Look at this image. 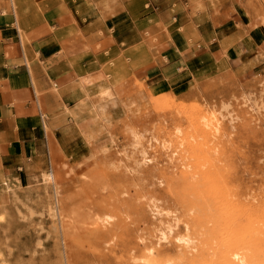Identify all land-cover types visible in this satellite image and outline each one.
<instances>
[{
    "label": "rangeland",
    "instance_id": "1",
    "mask_svg": "<svg viewBox=\"0 0 264 264\" xmlns=\"http://www.w3.org/2000/svg\"><path fill=\"white\" fill-rule=\"evenodd\" d=\"M76 1L91 7L93 18L113 16L121 4ZM177 2H189L196 14L208 13L216 31L232 11L237 23L216 38H198L208 46L200 51L207 58L194 72L187 67L185 79L168 98L155 97L132 78L129 71L137 57L131 53L119 63H93L97 72L80 81L89 119L71 132L66 146L53 141L51 165L47 154L21 175L4 174L0 164V212L5 214L0 251L6 264H145L141 260L147 249L153 258L172 264H224L226 251L239 249L255 254L256 264L264 262V252L249 242L251 227L264 229V212L246 216L218 207L210 214L178 213L190 224L199 251L181 258L172 240L155 244L152 200L161 205L212 204L221 198L214 184L224 177L231 180V189L241 186L251 195L264 194V43L254 45L250 38L255 29L264 36V0ZM8 5L18 22L22 14L35 13H21L17 0ZM228 33H234L232 40ZM188 40L193 45L192 37ZM146 41L158 44L155 38ZM142 50L139 46L133 54ZM100 65L105 66L102 71ZM212 116L219 120L218 132H201V118ZM143 153L148 163H143ZM180 171L199 173L202 187L193 191L171 183L170 176ZM102 213L114 216V232L96 247L88 229L90 220ZM105 231L98 236L107 235Z\"/></svg>",
    "mask_w": 264,
    "mask_h": 264
},
{
    "label": "crops",
    "instance_id": "2",
    "mask_svg": "<svg viewBox=\"0 0 264 264\" xmlns=\"http://www.w3.org/2000/svg\"><path fill=\"white\" fill-rule=\"evenodd\" d=\"M177 1L121 0L115 15L93 18L91 7L81 1L17 0L21 13L35 12L22 14L18 22L13 5L0 0L3 173H27L47 153L51 160L53 141L66 146L71 132L89 119L86 90L80 81L95 71L93 63L108 59L119 63L131 53L137 57L129 71L132 78L153 90L155 97L168 98L185 79L187 67L194 72L207 58L200 51L208 46L198 38H216L237 23L236 11H232L220 20L222 30L216 31L208 13L196 14L189 2ZM62 9L67 12L60 13ZM196 21L202 24L196 26ZM22 33L29 42L23 41ZM147 38H155L157 46ZM233 38L234 33L227 34V40ZM250 38L254 45L264 43L261 29L252 31ZM139 46L143 50L136 56L133 53ZM145 51L150 60L137 66L145 59Z\"/></svg>",
    "mask_w": 264,
    "mask_h": 264
},
{
    "label": "bare ground",
    "instance_id": "3",
    "mask_svg": "<svg viewBox=\"0 0 264 264\" xmlns=\"http://www.w3.org/2000/svg\"><path fill=\"white\" fill-rule=\"evenodd\" d=\"M145 59L140 62L137 66H141L147 63L150 58L149 52L145 51ZM148 57V58H147ZM219 120L215 117H202L201 127H197L201 132L204 129L212 131L216 134L218 132ZM144 157V153H143ZM143 163H148L145 157L143 158ZM158 164V163H157ZM199 173L197 172H187L180 171L178 176H170L169 181L171 183H181L186 188L198 191L202 187V183L197 179ZM105 181H112L110 177L105 176ZM229 182L231 180L229 177H224L217 181L214 185L217 191H221V198L208 204L207 201H202V203L197 206L191 205L189 202L185 205L169 204L161 205L160 200H152L151 211L152 214L156 216L157 225L155 226V244L156 246H163L172 240L177 248L181 250L182 257L187 255L196 254L199 251V244L197 238L192 234L190 229V224L178 218V213L183 216H192L197 214H210L213 211L223 208L229 212H235L240 215L250 216L257 212H264V194L255 193L251 195L246 193L241 186H237V189H231L229 187ZM6 185V183L4 184ZM240 185V184H239ZM167 202L168 199H165ZM172 200H170L171 202ZM141 213H144L143 208L140 209ZM5 214L0 212V225L4 220ZM114 216L102 213L101 217L93 218L90 220L91 228L88 229L90 235L94 240V246L98 247L107 239L109 234H113L114 230L112 227L115 226ZM183 227L182 233H179V228ZM109 227V228H108ZM106 230L107 235L98 236V234ZM249 241L255 248L260 249L264 252V229L259 226L251 227ZM255 255V254H254ZM254 255L247 253V251L239 249L233 251H226L224 255V264H256L254 260ZM145 264H172L171 260L155 259L153 258L152 249H147L144 253ZM0 264H6L3 253L0 251ZM264 264V262L262 263Z\"/></svg>",
    "mask_w": 264,
    "mask_h": 264
},
{
    "label": "built area",
    "instance_id": "4",
    "mask_svg": "<svg viewBox=\"0 0 264 264\" xmlns=\"http://www.w3.org/2000/svg\"><path fill=\"white\" fill-rule=\"evenodd\" d=\"M47 161H48V163H49V166L51 165V162H50V158H49V155H48V153H47Z\"/></svg>",
    "mask_w": 264,
    "mask_h": 264
}]
</instances>
